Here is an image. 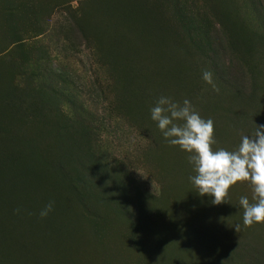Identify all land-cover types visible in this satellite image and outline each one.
<instances>
[{
  "label": "rangeland",
  "instance_id": "374dc122",
  "mask_svg": "<svg viewBox=\"0 0 264 264\" xmlns=\"http://www.w3.org/2000/svg\"><path fill=\"white\" fill-rule=\"evenodd\" d=\"M161 96L214 151L264 126V0H0V264H264L251 185L200 196Z\"/></svg>",
  "mask_w": 264,
  "mask_h": 264
},
{
  "label": "clouds",
  "instance_id": "9594fccd",
  "mask_svg": "<svg viewBox=\"0 0 264 264\" xmlns=\"http://www.w3.org/2000/svg\"><path fill=\"white\" fill-rule=\"evenodd\" d=\"M202 79L213 91L219 92L210 70L202 72ZM151 119L171 146L187 154L195 172L189 179L200 196L211 197L212 204L220 205L226 203L231 187L247 182L255 202L250 203L246 196L240 198L243 226L264 224V126L256 125L251 137L242 136L236 150L220 148L214 151V121L202 118L189 100L180 104L161 96L151 108ZM53 206V201L48 202L40 211V218H46ZM235 231H240V225H236Z\"/></svg>",
  "mask_w": 264,
  "mask_h": 264
}]
</instances>
